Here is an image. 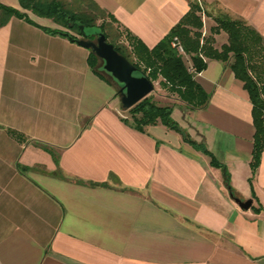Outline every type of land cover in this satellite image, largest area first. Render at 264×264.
Wrapping results in <instances>:
<instances>
[{
  "label": "crops",
  "instance_id": "crops-1",
  "mask_svg": "<svg viewBox=\"0 0 264 264\" xmlns=\"http://www.w3.org/2000/svg\"><path fill=\"white\" fill-rule=\"evenodd\" d=\"M93 1L148 48L189 9L188 0ZM201 1L264 36V0ZM203 23L207 36L215 23ZM38 26L17 17L0 26V264H264V151L251 176L252 107L228 61L204 58L194 79L208 100L179 99L171 116L225 165L247 210L177 131L124 123L119 90L89 68V50ZM213 36L218 49L227 41Z\"/></svg>",
  "mask_w": 264,
  "mask_h": 264
},
{
  "label": "trees",
  "instance_id": "trees-1",
  "mask_svg": "<svg viewBox=\"0 0 264 264\" xmlns=\"http://www.w3.org/2000/svg\"><path fill=\"white\" fill-rule=\"evenodd\" d=\"M85 4L83 5V3ZM189 9L183 17L169 30V32L155 44L148 48L142 40L136 38L129 30L118 28L114 30L106 24L104 14L116 23L113 15L107 13L93 0H18L23 10H30L35 16L51 19L52 22L69 31H74L82 37L84 27H99L106 36V41L111 43L116 51L129 60L136 69L145 73L153 82L158 78L161 87L169 92H174L181 101L191 108H199L206 103L209 94L202 88L201 84L194 79V76L205 69V60L216 59L227 62L236 79L243 83L248 93L252 107L253 140L252 153L250 158L251 176L259 166L260 155L264 151V36L249 26L242 19H234L226 12L211 14L213 20L209 35H202L203 24L201 10L197 0H188ZM206 14V11H202ZM207 15V14H206ZM12 17L24 19L36 25L25 12L15 7L0 2V26L6 24ZM101 23L96 25V20ZM39 27V26H38ZM50 34H61L75 42L76 35L58 28L39 27ZM112 31V35L108 32ZM225 33L226 43L220 48L214 47V34ZM120 36L124 37L126 44H116L113 41ZM177 39L181 46L182 53L172 43ZM189 57L190 63L186 64L183 55ZM98 59L92 52L87 55L89 68L99 76L95 69ZM130 114V121L121 117V120L133 126L140 132L145 131V126L162 124L169 129L177 131L181 138L196 150L204 152L210 158V165L220 167L223 179L229 193L237 196V193L230 187V178L224 164L218 162L213 154L203 144L194 141L186 132L172 119V106L161 105L149 95L134 104L127 110ZM11 133L20 138L19 133ZM56 160V159H55Z\"/></svg>",
  "mask_w": 264,
  "mask_h": 264
},
{
  "label": "water",
  "instance_id": "water-1",
  "mask_svg": "<svg viewBox=\"0 0 264 264\" xmlns=\"http://www.w3.org/2000/svg\"><path fill=\"white\" fill-rule=\"evenodd\" d=\"M82 37H93L92 40L76 39L75 42L86 47L101 61L99 70H103L111 79L120 86L119 98L121 106L129 109L138 103L154 89V83L139 69L119 54L114 46L106 41L104 32L99 27H84ZM240 208L247 210L250 207L251 199L241 200L232 196Z\"/></svg>",
  "mask_w": 264,
  "mask_h": 264
},
{
  "label": "rangeland",
  "instance_id": "rangeland-1",
  "mask_svg": "<svg viewBox=\"0 0 264 264\" xmlns=\"http://www.w3.org/2000/svg\"><path fill=\"white\" fill-rule=\"evenodd\" d=\"M196 1V0H195ZM197 2H198V4H199V6H200V9H202L201 10V13H200V15H201V19H202V23H203V20H208L210 17H209V15H211V14H217L218 12H219V10L215 7V5H213V7L215 8V9H213V7L212 8H209V9H207L206 7H205V5L202 3V1L201 0H197ZM85 4V2L83 3V5ZM20 11H22L23 12V9L21 8V9H19ZM27 10V9H26ZM25 10V11H26ZM202 11H206V14H204V12H202ZM27 12H28V14L27 15H34L30 10H27ZM104 20H105V22H106V24H108L113 30H114V28H118L117 26H116V24L114 23V22H112L111 20H110V18L106 15V14H104ZM99 23H101V19H99L98 18V20H96V25H98ZM50 29H55V28H58V29H60V30H64V31H67V32H69V33H72V34H74V35H76V38L77 39H85V40H92V41H94L95 40V38H93V37H90V38H86V37H81V36H78L74 31H72V30H68V29H65V28H63V27H61V26H59V25H57V24H52L51 25V27H49ZM113 30H110V28H108V32L110 33V35H112V31ZM118 30L119 31H121V29L120 28H118ZM221 33V32H220ZM214 37V36H213ZM113 41H115V43L116 44H120L121 42H123L124 44H126V42L124 41V37L123 36H120L119 38H116V39H114ZM127 45V44H126ZM89 50V49H88ZM89 52H91L90 50H89ZM88 52V53H89ZM93 53V52H92ZM95 56V55H94ZM98 59V58H97ZM183 60L185 61V63L186 64H188V58L186 57V55L184 54L183 55ZM100 65H101V61L98 59V61H97V63H96V67H95V69L97 70V71H99V73H101L102 75H103V77L104 78H106V80H108L111 84H113L114 85V88L116 87V89L117 90H119L120 89V86L118 85V84H116L112 79H111V77L108 75V74H106L103 70H99V67H100ZM158 80H159V78L156 80V81H153V83H154V89H153V91L152 92H150L148 95L149 96H151V97H153L154 99H155V101L157 102V103H159V104H161V105H173V104H175V102L177 101V100H179L180 98L178 97V95H176L174 92H169V91H167L165 88H163V87H161L160 86V84H159V82H158ZM117 98H118V100H119V112H120V114H121V116L123 117V118H126L128 121H130V114H129V112L127 111L128 109H125V108H123L122 106H121V103H120V98H119V93L117 94ZM159 124V123H158ZM154 125H156V124H154ZM148 126H152V125H147V126H145V128L146 127H148Z\"/></svg>",
  "mask_w": 264,
  "mask_h": 264
},
{
  "label": "built area",
  "instance_id": "built-area-1",
  "mask_svg": "<svg viewBox=\"0 0 264 264\" xmlns=\"http://www.w3.org/2000/svg\"><path fill=\"white\" fill-rule=\"evenodd\" d=\"M173 46H175L179 53H182L181 46L178 44L177 39L172 43Z\"/></svg>",
  "mask_w": 264,
  "mask_h": 264
},
{
  "label": "flooded vegetation",
  "instance_id": "flooded-vegetation-1",
  "mask_svg": "<svg viewBox=\"0 0 264 264\" xmlns=\"http://www.w3.org/2000/svg\"><path fill=\"white\" fill-rule=\"evenodd\" d=\"M87 38V37H86Z\"/></svg>",
  "mask_w": 264,
  "mask_h": 264
}]
</instances>
